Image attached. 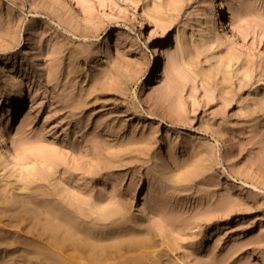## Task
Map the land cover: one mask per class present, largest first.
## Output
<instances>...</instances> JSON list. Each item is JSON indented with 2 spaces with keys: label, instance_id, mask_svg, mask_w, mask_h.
<instances>
[{
  "label": "rangeland",
  "instance_id": "rangeland-1",
  "mask_svg": "<svg viewBox=\"0 0 264 264\" xmlns=\"http://www.w3.org/2000/svg\"><path fill=\"white\" fill-rule=\"evenodd\" d=\"M72 1L0 0V264H264V0Z\"/></svg>",
  "mask_w": 264,
  "mask_h": 264
},
{
  "label": "bare ground",
  "instance_id": "bare-ground-1",
  "mask_svg": "<svg viewBox=\"0 0 264 264\" xmlns=\"http://www.w3.org/2000/svg\"><path fill=\"white\" fill-rule=\"evenodd\" d=\"M225 1L226 0H219V3L217 4L219 10L222 8V6H224ZM72 2H73V4H75L76 0H73ZM220 24L223 28H226V24H225L224 20H220ZM104 45L109 47V35L106 37ZM152 56L153 57L155 56V52H153ZM145 87H147L146 84H144V88ZM20 91L21 90L18 89L17 92L15 93V95H14L15 99L19 98V94L21 93ZM0 102H1V98H0ZM21 123H22L21 120L17 119L16 128ZM2 129H3V127H0V156H3L9 163H15L17 160V154H18V151L16 150L17 147H13V148L8 147V137L1 135ZM65 214L66 213H64L63 215L66 216ZM68 216L69 215L66 216V219L68 218ZM60 219H61V217L59 218V220ZM71 219H72V216H71ZM59 220L47 221L46 222L47 224L42 226L44 229H46L44 231H47V233L42 232V231H40V232L45 233L44 236L50 234L49 235L50 239H48L46 241H41V240L40 241H38V240L34 241V242H36L35 247L49 251V254L47 257L52 259L53 261H56L55 264L57 262L58 263L62 262V264H64V263L65 264H113V261L115 259H117V261L120 259V262H118V264L121 263L122 260H123V262L124 261L127 262V259L128 260L130 259V264L135 263V262H136L135 264H143V262L145 264V261L143 259H142L143 262H142V260L140 261L139 259L144 257V256L148 257L152 252V249H150L151 243L148 242V240H146L145 238H144L145 240L144 239H140V240L134 239L136 241H134V240L131 241L130 238L127 237L128 241L125 239L127 242L125 243L123 241L124 244L120 243L118 245H115L111 242L114 245L111 248L110 247L106 248L107 246L106 247L103 246L104 242H102L101 245L97 244L98 246L95 244H92V242H89L90 244L88 242L84 243L83 238L78 237V235H76V233H75L78 230L74 231L73 229L70 230L67 227H65L66 223H62V222H64L62 220H65L64 217L60 221ZM68 220H70V219H67L65 221V222H67V224L70 222H72L74 224V222L72 220H70V222H68ZM73 224H70L71 227H75V229H76V226H75L76 223L74 226H73ZM66 226H69V224ZM71 227H69V228H71ZM80 235H82V234L80 233ZM111 239L112 238H110V240ZM116 239H118V238H116ZM121 239H123V237L122 238L120 237L119 242H121ZM111 241H113V240H111ZM112 244H110V245H112ZM104 245H106V243ZM107 245H109V244H107ZM112 248H114L113 250H115V251L111 250ZM66 249L67 250L71 249L72 252L73 251L75 252V255H73V256L69 255L70 257L64 256V254H66V252H64V250L66 251ZM121 249H123V250H121ZM84 252H87V253H84ZM114 252H115V254H113ZM46 253H48V252H46ZM42 254H44V253H42ZM60 257H62V258L60 259ZM123 262H122V264H123ZM50 263H52V262H50ZM128 263H129V261L126 264H128Z\"/></svg>",
  "mask_w": 264,
  "mask_h": 264
}]
</instances>
